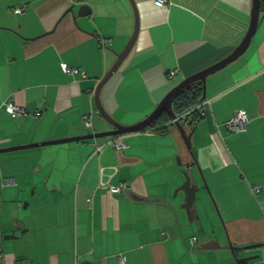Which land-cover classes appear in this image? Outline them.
Wrapping results in <instances>:
<instances>
[{"label":"crops","instance_id":"obj_1","mask_svg":"<svg viewBox=\"0 0 264 264\" xmlns=\"http://www.w3.org/2000/svg\"><path fill=\"white\" fill-rule=\"evenodd\" d=\"M84 3L91 14L79 16ZM253 4L0 0V148L112 130L95 92L137 22L134 46L102 87L100 100L120 124L141 122L175 86L235 50ZM259 18L247 51L207 76L201 118L182 124L187 133L194 130L197 164L190 167L201 169L223 218L216 228L226 231L193 235L192 249L199 244L194 261L224 248L231 254V242L237 256L258 255L256 264H264V0ZM9 106L23 111L14 115ZM239 110L247 112L246 128L230 131L226 123ZM171 120L161 121L168 123L165 131L149 126L0 153L4 264H182L186 223L203 213L213 218L214 210L195 201L191 221L182 206L185 193L173 195L185 181L182 158L191 163L193 157ZM115 138L123 140L121 148ZM121 185V192L111 191Z\"/></svg>","mask_w":264,"mask_h":264},{"label":"water","instance_id":"obj_2","mask_svg":"<svg viewBox=\"0 0 264 264\" xmlns=\"http://www.w3.org/2000/svg\"><path fill=\"white\" fill-rule=\"evenodd\" d=\"M78 1H81V0H78ZM91 11H92L91 5L84 3L80 7V11H79L78 15L79 16H86V15L91 14ZM260 11H261V0H254L252 19H251V23L249 25V28H248L245 36L241 40V42L237 45L235 50L230 55H228L226 58H224L220 62L216 63L215 65L207 68L206 70L199 72V73H197L193 76H190V77L186 78L185 80H183L180 84L175 86L163 98V100L159 103V105L155 108V110L149 116H147V118H145L144 120H142L141 122H139L135 125L126 126V125H122L119 122H117L116 120H114V118H112V116L106 112V110L103 108V106L101 104L100 92L102 90V87L107 83V81L110 79V77L118 70V68L120 67L123 60L128 56V54L132 50V47L134 46V43L137 39V33H138V22H137L134 35L132 36V38L130 39V41L128 42V44L124 48V50L118 54V60L116 61L114 66L109 70V72H107V74L104 76V78L99 82L97 89H96V92H95L96 93L95 94V100H96L97 108L100 111L102 117L113 126L112 130L100 132V133H92V134H87V135L75 136V137H71V138L46 141V142H41V143H32V144H28L25 146H14V147H8V148H0V153L15 151V150H21V149H25V148H29V147L64 144V143H69V142H74V141H83V140L100 138V137H108V136H115V135H123V134L131 133V132H138V131L145 130L146 128L151 126L164 111H168L171 118L175 121L176 125L178 126V128L181 132L182 138H183L184 142L186 143L189 151L192 154L193 162L187 164V167H190V166L197 164L196 163V157L194 155L193 148H192V133L194 130L191 131L190 133H187V131L184 129V126L182 125L177 114L173 110L174 97L176 96V94L181 89H183L187 85H189L195 81L201 80L203 82L202 100H204L206 98V78H207V76L209 74L214 73V72L218 71L219 69L225 67L230 62L236 60L241 55H243L247 51V49L249 48L251 41H252V38H253V36L257 30L258 24H259ZM200 172L202 174L201 169H200ZM202 176L204 179L203 174H202ZM184 177H185L184 183L179 188H177L175 194L178 193V191H180V190H182L185 193L184 204L182 206L186 209V211L189 215V219L192 221V215H194V212L196 211L195 206H194L195 201H196V195H197V191L199 190L200 187L197 184L196 180L194 178H192V176L190 175V173L188 171L184 172ZM204 181H205V183H204L205 187L210 192V189H209L208 184H207L205 179H204ZM211 196H212V194H211ZM212 200H213V203H214V206H215L217 212L220 214V211H219V208H218V205H217L215 199L213 198ZM221 220L223 221L222 216H221ZM210 247H211V245H208V244L203 245L204 249H208ZM229 247L233 253V256L235 259V264H249L250 260H255V259L259 258L258 255L239 257L236 255L235 246L231 242L229 243ZM83 264H93V263L85 261V262H83Z\"/></svg>","mask_w":264,"mask_h":264},{"label":"rangeland","instance_id":"obj_3","mask_svg":"<svg viewBox=\"0 0 264 264\" xmlns=\"http://www.w3.org/2000/svg\"><path fill=\"white\" fill-rule=\"evenodd\" d=\"M184 146H185L184 147L185 151L187 152V156L192 157V154L189 151L185 142H184ZM193 152H194V150H193ZM182 159H183L182 161L184 162L183 164H181V167H183L182 168L183 175H184L185 171H188L190 173V175H192L194 178L197 177V179L199 180V183H200V188L197 192L196 206L200 207L201 202L206 201V203L209 204V207L212 210H214V217L213 218L209 217L207 215V213H203V214H201V217L199 216V220L192 222V223H190L188 221V223H186V226H187L186 229L184 228L185 230L181 233V236H183V237L185 236V238L187 240V244H188V245L186 244L187 245V253H186V255L183 256L182 264H191V263L193 264L194 258H192V255L197 254V252L199 251V248H198L199 244L197 245L198 247H196L195 249H192L193 247L190 246V242H191V239L193 238V235L194 236L198 235L199 238L201 239L202 237H204V235L212 236L214 234L217 235L219 233L222 235L226 231L224 228L220 227L219 232H218V230L216 228V224L219 222V220L222 222L221 215L217 212V210L214 206L211 193L209 192V190L204 185L205 181H204L203 176L200 172V169L198 167H187V164L189 162H185L186 160H184V158H182ZM173 195L175 196V191H174ZM202 230H203V233H201ZM179 234H180V230H179ZM231 254H230V250L228 248H224V249H221L217 252L211 251V252L203 253V255L198 256V259L194 262L197 264H199V263L200 264H232V263L235 264V260ZM171 256H173V259H175L177 256L179 257L177 252H175V253L171 252ZM227 256H229V261L231 260L232 262L228 261ZM256 262L257 261L254 260V261H251L250 264H256Z\"/></svg>","mask_w":264,"mask_h":264},{"label":"trees","instance_id":"obj_4","mask_svg":"<svg viewBox=\"0 0 264 264\" xmlns=\"http://www.w3.org/2000/svg\"><path fill=\"white\" fill-rule=\"evenodd\" d=\"M203 96V82L195 81L183 89H181L173 100V110L179 117L182 124L189 123L193 126L201 118V110L199 104ZM162 120L171 122V116L168 111H164L156 121L150 126L159 131H165L168 128V123H161ZM160 123V126H157Z\"/></svg>","mask_w":264,"mask_h":264},{"label":"built area","instance_id":"obj_5","mask_svg":"<svg viewBox=\"0 0 264 264\" xmlns=\"http://www.w3.org/2000/svg\"><path fill=\"white\" fill-rule=\"evenodd\" d=\"M167 2V0H156V3L158 5H164ZM17 13L22 12L23 8H18L15 10ZM63 68L66 72H71V69L67 66V65H63ZM9 110L16 115L17 113L22 112L23 110L16 109L14 106H9ZM88 116H86L85 118L87 119ZM248 122V115L247 112L245 110H239L238 112H236L234 114V116L226 123L227 127L230 131L233 132H239V131H244L246 128V124ZM87 124H89V122L87 121ZM114 145L118 148H121L123 146V140L120 138H115L113 141ZM124 185H121L119 187H113L111 189V191L113 193H119L123 190ZM1 236H3V234L0 233ZM121 260H123V258L120 257ZM0 264H4V257L2 252L0 251Z\"/></svg>","mask_w":264,"mask_h":264}]
</instances>
